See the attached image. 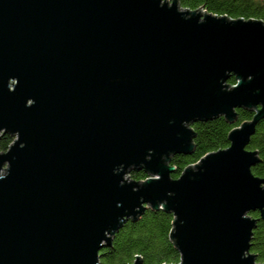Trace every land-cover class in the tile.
Returning a JSON list of instances; mask_svg holds the SVG:
<instances>
[{
	"label": "water",
	"instance_id": "water-1",
	"mask_svg": "<svg viewBox=\"0 0 264 264\" xmlns=\"http://www.w3.org/2000/svg\"><path fill=\"white\" fill-rule=\"evenodd\" d=\"M170 1L0 0V264H99L147 209L173 213L180 264H259L264 21ZM237 108L229 146L173 178L192 124Z\"/></svg>",
	"mask_w": 264,
	"mask_h": 264
},
{
	"label": "trees",
	"instance_id": "trees-1",
	"mask_svg": "<svg viewBox=\"0 0 264 264\" xmlns=\"http://www.w3.org/2000/svg\"><path fill=\"white\" fill-rule=\"evenodd\" d=\"M182 9L194 10L203 7L207 12L226 15L229 18L257 19L264 21V0H177ZM236 76L231 73L227 85H234ZM236 119L229 122L224 116L210 120H199L192 124L195 136L192 141L194 149L189 154H175L170 164L175 167L171 174L177 178L184 168L196 163L209 152L227 148L228 134L231 129L240 126L244 121L251 120L254 111L249 108H237ZM14 137L5 133L0 135V152L8 149ZM247 149L256 150L260 161L251 171L254 175L264 178V118L256 126ZM132 179H145L148 174L144 169L132 170ZM251 215L259 218L258 211ZM173 213L164 210H145L135 220H128L115 233L110 246L100 251L99 264H133L139 256L141 264H178L180 254L170 239L173 227ZM250 252L259 264H264V219L259 218L252 232Z\"/></svg>",
	"mask_w": 264,
	"mask_h": 264
},
{
	"label": "rangeland",
	"instance_id": "rangeland-1",
	"mask_svg": "<svg viewBox=\"0 0 264 264\" xmlns=\"http://www.w3.org/2000/svg\"><path fill=\"white\" fill-rule=\"evenodd\" d=\"M166 1L171 2L170 0H166ZM201 8H203V7H199V9H201ZM11 143H12V142H11ZM11 143H10V144H11ZM10 144H9V145H10ZM3 173H5L4 170L2 171V174H3ZM129 175H130V174H129ZM129 175H125V179H127V180L132 179Z\"/></svg>",
	"mask_w": 264,
	"mask_h": 264
},
{
	"label": "built area",
	"instance_id": "built-area-1",
	"mask_svg": "<svg viewBox=\"0 0 264 264\" xmlns=\"http://www.w3.org/2000/svg\"><path fill=\"white\" fill-rule=\"evenodd\" d=\"M178 264H180V262Z\"/></svg>",
	"mask_w": 264,
	"mask_h": 264
}]
</instances>
